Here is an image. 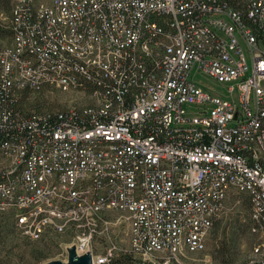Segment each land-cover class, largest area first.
<instances>
[{
  "label": "built area",
  "instance_id": "1",
  "mask_svg": "<svg viewBox=\"0 0 264 264\" xmlns=\"http://www.w3.org/2000/svg\"><path fill=\"white\" fill-rule=\"evenodd\" d=\"M9 29L0 216L17 232L74 233L92 264H177L244 204L264 264V0H12ZM23 92L75 98L32 113Z\"/></svg>",
  "mask_w": 264,
  "mask_h": 264
},
{
  "label": "rangeland",
  "instance_id": "2",
  "mask_svg": "<svg viewBox=\"0 0 264 264\" xmlns=\"http://www.w3.org/2000/svg\"><path fill=\"white\" fill-rule=\"evenodd\" d=\"M11 0H9L10 2ZM7 0H0V48L10 40L9 9H5ZM201 79V76L197 77ZM212 88L223 93L222 87L212 83ZM70 95L42 93L30 94L26 103L27 112L65 109L73 104ZM27 102V101H26ZM6 222L0 220V264H45L49 261H66L65 248L74 245L76 236L67 233L50 236L47 242L32 243L19 232L6 228ZM248 209L241 204L222 214L216 221L205 250L198 254L185 255L177 264H247L252 250V241L247 232ZM116 240L122 247L128 245V228L121 225L116 228ZM97 246V245H95ZM100 251V248L97 249Z\"/></svg>",
  "mask_w": 264,
  "mask_h": 264
},
{
  "label": "trees",
  "instance_id": "3",
  "mask_svg": "<svg viewBox=\"0 0 264 264\" xmlns=\"http://www.w3.org/2000/svg\"><path fill=\"white\" fill-rule=\"evenodd\" d=\"M9 3H10V9H9ZM5 5H6V7H5V9H9V12H10V10H11V6H12V0L9 2V0H7V2L5 3ZM3 30H1V28H0V32H2ZM9 33H10V29H9ZM10 36H11V34H10ZM30 94H33V93H31V92H23L21 95H20V104H21V106H23V107H25L24 109L26 110V103L28 104L31 100H28L29 99V96H30ZM34 94H36L37 96H41L42 95V93L40 92H37V93H34ZM27 101V102H26ZM32 113H40V112H43V111H35V110H32L31 111ZM247 207V206H246ZM247 209H248V207H247ZM0 220H2V221H4V222H6L5 224H6V228H8V229H10V230H13V231H16V229H15V227H14V224H13V221L11 220V219H8V218H6V217H3V216H0ZM215 224H216V222L214 223V226H215ZM250 225H251V223H250V221H249V214H248V223H247V232H248V236L250 237V242L252 241L253 243H252V245L254 244V238L250 235V233H249V228H250ZM214 226H213V229H214ZM213 229H212V232H213ZM17 232V231H16ZM212 232H211V234H212ZM49 238V237H48ZM43 238V239H40L39 241H35V242H33V241H30V240H28L27 238H25L26 240H28L29 242H32V243H44V242H47L49 239H51V238ZM130 259L129 258H127V257H124V256H120V257H118V258H116L113 262H112V264H128V263H130Z\"/></svg>",
  "mask_w": 264,
  "mask_h": 264
},
{
  "label": "water",
  "instance_id": "4",
  "mask_svg": "<svg viewBox=\"0 0 264 264\" xmlns=\"http://www.w3.org/2000/svg\"><path fill=\"white\" fill-rule=\"evenodd\" d=\"M66 261L54 260L45 264H92L91 252L88 250L83 254H78L75 245L65 248Z\"/></svg>",
  "mask_w": 264,
  "mask_h": 264
}]
</instances>
